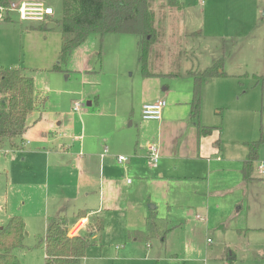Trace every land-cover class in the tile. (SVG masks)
I'll list each match as a JSON object with an SVG mask.
<instances>
[{
    "label": "rangeland",
    "instance_id": "rangeland-1",
    "mask_svg": "<svg viewBox=\"0 0 264 264\" xmlns=\"http://www.w3.org/2000/svg\"><path fill=\"white\" fill-rule=\"evenodd\" d=\"M42 1L53 10L52 20L59 21L62 1ZM160 3L157 0L153 6L154 25L163 32L158 38L159 58H152L155 68L148 67V71L155 69L161 75L150 77L141 71L136 34H92L70 51L57 71L53 66L60 49L59 26L32 29L30 25H37L20 22L17 11L9 12V20H0V66L24 67L34 77L38 94L46 97L41 117L38 119L36 111L29 115V122L38 120L28 131L43 134L57 122L69 123L78 114L102 133L104 124L110 120L109 116L106 121L107 115L115 114L122 121L127 118L122 125H125L124 133L131 135L130 147L136 154H143L145 145L155 142L152 140L155 135L150 134L157 127L155 121L141 120V103L145 97L165 87L168 92L182 96L186 90H192L194 75L221 60L226 76L208 77L201 85V125L217 126L213 141L218 138L222 144L242 145L264 140V81L258 77L264 74V0H205L203 5H198L196 0H185L186 9L181 14L159 8ZM229 4L230 12H222V7ZM200 9V21L197 19L196 23L201 26V42L190 47L181 31L186 25L183 22L190 11ZM217 19L224 27L213 25ZM152 86L155 89L151 91ZM87 100H91L90 107L86 105ZM76 103L78 113L72 110ZM130 121L132 125L127 126ZM171 135L175 139L176 134H168ZM115 141L119 148L121 142ZM102 142L103 147L111 146L110 136ZM27 147L0 150V227L10 216H21L26 222L27 236L24 248L17 251L20 264H45L41 240L46 232L50 210L47 211L46 205L50 196L42 183L43 174L36 172L30 176L24 169ZM119 153L127 155L124 151ZM106 159L112 163L109 176L114 180L100 185L93 176L72 206L63 205L62 215L71 219L74 204L75 208L79 204L85 206V192H88L91 206L112 205L120 209L116 214L103 215L102 244L91 245L79 264H264V179L242 180L239 160L221 155L208 159H160L159 166L152 169L144 153V158L131 160L134 174L130 168L128 171L118 168L115 157L107 153L96 159V168L99 164L105 165ZM70 161L74 163V157ZM260 164L264 165V141L253 171L254 175L264 177V172L260 173L257 168ZM160 170L166 178L173 179L168 198L173 202L174 217L177 195L182 193L192 203L209 200L217 210L215 222L222 216L223 221L218 225L223 227L216 228L215 222L208 224L194 217H187L180 224L174 218L173 224H179L172 226L168 221L169 231L159 237L147 241L126 239L127 230H145L144 222L150 212L146 208L151 204L158 205L160 213L167 210L163 201L165 183L154 184L150 178L141 183L135 177H149ZM102 174L106 176V168ZM68 179L60 177L55 188L64 191ZM52 190L54 194V187ZM237 206L241 208L236 210Z\"/></svg>",
    "mask_w": 264,
    "mask_h": 264
},
{
    "label": "crops",
    "instance_id": "crops-1",
    "mask_svg": "<svg viewBox=\"0 0 264 264\" xmlns=\"http://www.w3.org/2000/svg\"><path fill=\"white\" fill-rule=\"evenodd\" d=\"M183 3H184L183 8L180 11V13L178 12L176 13L181 14L182 11H185L186 9L184 7L185 0H183ZM196 3H198V5L201 4L203 5L205 3V0H196ZM258 10L259 12L261 11L260 8ZM222 12H230V4L225 8L222 7ZM189 13L190 15L187 14V16H185V20L183 23L186 25L184 27V30L181 31L183 33V36L188 38L186 40H188V44L190 45V47H192L194 44L201 42V26H199L196 23L197 19H199L200 21L199 15H201V9L198 10L197 12L190 11ZM5 20H9V16H7ZM19 21L23 23L25 22V23L36 24L37 26L30 25V28L39 29V30L51 29L58 26L56 22L52 20L51 17L45 23L21 21L20 19ZM217 21L218 19L214 20L213 22L214 26L221 28L224 27L222 21L220 22ZM60 46H61V32H60ZM6 67H11V66H6ZM162 74L167 75L168 73H162ZM29 75L33 78V82H34V77L30 73ZM159 75L161 74L155 72L152 76H159ZM146 77H150V76H146ZM258 77L260 78L261 75ZM154 87L155 86L150 87V90L152 91L153 89H155ZM34 88L35 91L38 93V90L35 87V83H34ZM192 90L191 88L189 91L186 90V92H184L182 96H179L178 95L179 93L175 94V92L172 93L168 92L166 87L162 91L153 90L152 91L153 93H151L150 96L145 95L146 97L141 103L142 106V104L145 102H150L159 98L166 100V106L163 109L162 117L160 120H143V121L157 122V127L155 131H153L152 134H150V136L155 135V138L153 137L152 140H154L159 147L160 159L163 161H176L177 159L193 158V157L208 159L213 156H217L219 158V156L221 155V157L223 156L226 159L239 160L241 162V167H242V163L246 158L248 152L246 142L242 144L244 145L243 147L242 145H233L228 143L222 144L218 138L215 141H213V138H215V135L213 136V131L209 135L199 136L198 124L201 125L200 123L201 121L199 118L195 119L190 115ZM41 96L43 95L41 94ZM91 104H92L91 100H87L86 105L90 107ZM72 110L74 113L79 112L78 110H74L73 108ZM36 112H38V110ZM42 112L37 113L38 119L41 117ZM109 116H110V120L107 121ZM38 119H33L31 122H29L30 124L29 128H31ZM122 120L123 119H118L117 115L115 114H108L106 118L107 122L104 124L105 127L103 126L102 129L103 132L98 133L94 127L88 125V124L92 125L91 122L85 123L82 120L81 116L77 114L76 117H74V119H72L69 123L62 124L61 122H57L56 125L54 124L53 127L50 128V130H46V132L43 134H41L40 131H28L29 128L25 131V133L22 136L21 146H19L18 149H20V147L22 146L28 145L27 149L24 151L23 161L26 163L24 169H26L29 172V175L34 176L36 175V172H39L41 175L43 174L42 183L46 185L47 195L48 197L50 196V202H48L50 208H48V203L46 205L47 211L48 209H50L46 217L47 224L51 219L62 215V209L65 203L70 204L72 206L73 202L76 201V198L79 195L81 196V194L83 193V189H85V187H88L89 180L92 179L93 176H95V179L96 178L98 179L100 185L102 183L105 182L109 183L114 180V178H110L109 176L112 173V169H111L112 163L110 162V160L106 159L107 161L105 165L104 163L103 166L99 164L98 168H96L97 158L100 159L101 156H104V154L107 153L113 155V157H115L117 161V156L122 155L119 152L124 151V153L127 154L126 155L127 160L124 163H119L117 161L118 163H116V166L118 168L123 167L122 169L125 171H128L130 168L131 172L134 173L132 165H130L131 160L133 158L135 159L144 158V153L146 154L147 145L151 141H149L145 145L143 154L140 155L136 154V150L133 151L132 147H130L131 135L128 137V134L130 133H124L125 125L122 124L123 122L124 123L127 122V118L125 117L124 121ZM131 125H132V121H130L127 126H131ZM203 126H210V127H214V129L215 128L217 129V126L215 127L212 125H204V124ZM117 132H119L118 133V135L120 134L119 136L117 135ZM171 133L176 134L175 139H172V135L168 136V134ZM107 135L110 136L111 146H108L106 144L103 147L102 140L106 139ZM156 137H158V140ZM115 139L121 142L119 148L116 147ZM212 143H213V148L211 149L210 147ZM102 148H103V152L101 153ZM105 148H107V152H104ZM18 149H14L10 151H15ZM75 152L77 153L74 154ZM74 155H76V158ZM73 157H74V163L70 161ZM158 166H159V162L156 167H150V168L155 169ZM105 168L107 172L106 176L102 174ZM263 172H264V165H263ZM4 176L5 179H7L6 174ZM60 177H63L65 179L69 178L68 186L62 192L59 191L58 187L55 188V183L58 181ZM135 177L141 183H146L147 178H150L151 183L154 184L159 182L165 183L166 186L164 190L165 198L163 199L167 209L165 213H160L157 210L158 207L157 203H155L157 206L151 204L150 207L149 208L147 207L146 209L147 210L149 209L150 211L155 210L156 213L158 214L157 217L161 219H166L171 223L172 226L179 224V223L173 224L175 223V221H173L174 218L179 220V222L186 221L188 219L187 217H194L195 219L203 220V222L208 224H210L211 221L213 223L215 222V214L217 210L209 200L206 199L207 200L206 202L192 203L190 201H187L182 193L181 194L179 193L177 195L178 196L176 201L177 213H176V217H174L172 215L174 210H171L173 202L170 201L168 198L173 179L166 178L162 170L149 177H142L139 175H135ZM240 177L242 179L241 171H240ZM252 177L253 179L251 181L264 179V177L258 176L256 175V173L254 175V172L252 174ZM129 183H131V181H129ZM59 185L61 184L59 183L58 186ZM52 187H54L55 189L54 194ZM85 198L87 201L85 206L79 204L78 207L75 208L76 204H74L73 206L74 212H72L73 213L72 218L69 219L67 217L69 226L71 228V234L73 233L72 235L81 233L90 217L93 216L102 217L103 227H104L103 215L105 213L108 214L110 212H114L113 214H116L115 212L118 213L120 211V209L117 206H112V205L102 208L101 205H99L98 207L91 206L88 200V192H85ZM81 207L84 208L81 209ZM240 208L241 206H237L236 210H239ZM77 210L78 211L84 210L87 213V215L85 217L78 218ZM23 221L25 223V228H26V222L24 219ZM219 221H223L222 216H219L218 222ZM218 222H215L216 228L223 227L221 224L218 225ZM181 223L182 222H180V224ZM144 224L146 226V222H144ZM128 231L130 230H127V232ZM132 231H139V230L136 229ZM103 235H104V228H103L102 238ZM26 236H27V228H26ZM102 238L100 241L101 244H102ZM92 240L96 241V246H98L97 237L94 236Z\"/></svg>",
    "mask_w": 264,
    "mask_h": 264
},
{
    "label": "trees",
    "instance_id": "trees-1",
    "mask_svg": "<svg viewBox=\"0 0 264 264\" xmlns=\"http://www.w3.org/2000/svg\"><path fill=\"white\" fill-rule=\"evenodd\" d=\"M61 18L56 21L61 31V46L58 61L53 70L60 71V63H64L73 48L80 46L92 34L104 33L136 34L139 36V61L144 76H152L156 71H148L152 60L159 58L158 38L163 32L154 25V3L157 0H61ZM159 8H166L180 13L183 0H161ZM8 0H0L7 4ZM153 68H155L153 66ZM225 76L222 61L218 60L199 75L193 76L192 100L190 115L198 119L201 109L200 89L202 82L211 76ZM260 79L264 81V74ZM46 101L35 91L33 78L24 67L0 66V150L4 148L18 149L22 136L29 128V115L33 111L41 113ZM214 127L198 124L199 136L211 134ZM263 139L246 142L248 152L241 167L242 179L246 182L253 179L254 164L259 158L260 144ZM19 144V145H18ZM87 213L78 211L77 217H85ZM168 221L157 217L155 210L146 218L144 231H128V240H149L159 234L166 233ZM102 217L93 216L88 219L83 231L71 234V228L65 215L51 219L41 242L45 264H79L87 249L96 244L92 240L97 237L101 244L103 233ZM26 228L23 219L18 215L11 216L6 224L0 227V264H20L17 251L24 248Z\"/></svg>",
    "mask_w": 264,
    "mask_h": 264
},
{
    "label": "built area",
    "instance_id": "built-area-1",
    "mask_svg": "<svg viewBox=\"0 0 264 264\" xmlns=\"http://www.w3.org/2000/svg\"><path fill=\"white\" fill-rule=\"evenodd\" d=\"M11 11H17L21 21L45 23L53 16V10L50 7H46L42 0H22L19 3L8 2L7 4L0 3V20L9 16V12ZM165 106L166 100L162 98L143 103L141 106L142 120H160ZM78 108L79 104L76 103L73 109L78 110ZM104 152H107V148L104 149ZM145 157L149 167H156L158 165L160 153L159 147L155 142H150L147 145ZM126 160L127 157L124 155L117 156L119 163H124ZM258 171L263 173L262 164L258 166Z\"/></svg>",
    "mask_w": 264,
    "mask_h": 264
},
{
    "label": "water",
    "instance_id": "water-1",
    "mask_svg": "<svg viewBox=\"0 0 264 264\" xmlns=\"http://www.w3.org/2000/svg\"><path fill=\"white\" fill-rule=\"evenodd\" d=\"M53 24V23H52ZM54 25V24H53ZM48 27V26H47Z\"/></svg>",
    "mask_w": 264,
    "mask_h": 264
}]
</instances>
